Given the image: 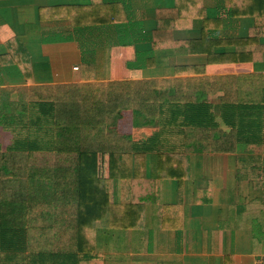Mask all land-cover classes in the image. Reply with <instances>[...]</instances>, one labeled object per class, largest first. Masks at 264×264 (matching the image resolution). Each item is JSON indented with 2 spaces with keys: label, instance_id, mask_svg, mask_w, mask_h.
I'll list each match as a JSON object with an SVG mask.
<instances>
[{
  "label": "crops",
  "instance_id": "crops-1",
  "mask_svg": "<svg viewBox=\"0 0 264 264\" xmlns=\"http://www.w3.org/2000/svg\"><path fill=\"white\" fill-rule=\"evenodd\" d=\"M255 25L252 16L233 17L227 0H0V151L12 145L5 121L19 93L92 81L191 80L190 119L210 104L208 127L229 134L221 98L233 90L230 101L243 108V78L264 75V50L257 48L264 49V34L249 40ZM254 110L233 122L263 124ZM181 121L168 115L144 122L122 111L120 134L141 145L155 141L138 150L145 153L138 172L131 164L114 182L117 226L90 224L82 248L64 264H255L264 255V139L251 148L238 142L225 151H189ZM96 172L109 178L108 154L98 155ZM50 209L38 210L33 223L50 220ZM26 215L15 211V226L29 230ZM3 228L0 253L22 245L14 232L2 237ZM0 264L23 263L0 257Z\"/></svg>",
  "mask_w": 264,
  "mask_h": 264
},
{
  "label": "trees",
  "instance_id": "trees-1",
  "mask_svg": "<svg viewBox=\"0 0 264 264\" xmlns=\"http://www.w3.org/2000/svg\"><path fill=\"white\" fill-rule=\"evenodd\" d=\"M227 5L235 18H255L250 41L264 34V0H227ZM215 19L211 18V22ZM243 80L249 86L240 102L243 108L230 101L233 90L221 98L222 118L233 127L229 134L219 131L218 126L208 127L206 120L213 118L210 104L197 109L195 115L202 113L199 119H190L191 109L195 108L191 106V80L92 81L23 90L5 121V128L13 134L12 145L0 151L1 235L14 232L22 245L2 251L0 257L22 260L23 264H31L32 258L39 259L40 264H64L76 249L82 248L90 224L117 226L111 206L114 182L126 177L131 164L137 173L138 165L145 162V153L138 150L155 141L153 137L141 145L120 134L116 126L123 110H133L144 122L168 115L181 117L183 144L189 151H225L238 142L249 148L259 145L264 139L262 121L247 119L237 126L233 121L238 116L254 114V109L264 115V75ZM215 93L217 90H210V94ZM199 127L210 131L196 133ZM245 131V138L235 142V136ZM258 132H263V138H258ZM100 153L110 157V176L106 180L99 179L96 172ZM48 208L53 209L51 219L41 217L39 232L32 234L30 229L38 227L33 223L37 211L46 213ZM17 210L27 213L25 225L29 230L15 226ZM46 228H53L54 234H48Z\"/></svg>",
  "mask_w": 264,
  "mask_h": 264
},
{
  "label": "built area",
  "instance_id": "built-area-1",
  "mask_svg": "<svg viewBox=\"0 0 264 264\" xmlns=\"http://www.w3.org/2000/svg\"><path fill=\"white\" fill-rule=\"evenodd\" d=\"M255 264H264V255L260 256L257 260Z\"/></svg>",
  "mask_w": 264,
  "mask_h": 264
},
{
  "label": "rangeland",
  "instance_id": "rangeland-1",
  "mask_svg": "<svg viewBox=\"0 0 264 264\" xmlns=\"http://www.w3.org/2000/svg\"><path fill=\"white\" fill-rule=\"evenodd\" d=\"M7 136H5V138L3 137L2 138V141L4 143V146L7 144V142L9 141L8 138H6Z\"/></svg>",
  "mask_w": 264,
  "mask_h": 264
}]
</instances>
